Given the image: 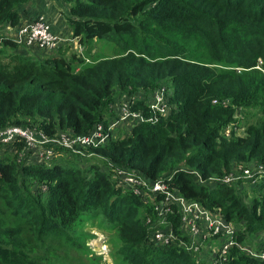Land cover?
I'll return each mask as SVG.
<instances>
[{"label":"trees","instance_id":"trees-1","mask_svg":"<svg viewBox=\"0 0 264 264\" xmlns=\"http://www.w3.org/2000/svg\"><path fill=\"white\" fill-rule=\"evenodd\" d=\"M31 1L0 0V32H5L0 35V129L31 128L49 138L85 135L111 117L115 90L131 88L152 93L167 88L170 111L155 125L130 127L132 134L138 129L133 138L86 149L94 153L90 158L52 146L55 154L48 162L26 156L18 162L23 143H0V264H52L57 244L80 248L74 235L87 219L114 227L121 252L136 264L152 256L153 264H194L178 256L174 241L154 238L164 221L173 226L181 219L179 207L156 210L147 197L151 192L135 196L121 188L116 167L133 169L146 182L162 180L177 195L209 209L224 197V219L230 224L237 215L238 221L245 219L250 233H261L264 251V175L252 179L262 197L250 208L240 205L229 184L207 187L196 178H223L234 162L264 165L260 122L248 127L245 138L220 136L235 108L264 107V78L255 69L256 62L264 68V0H58L80 45L105 41L128 52L90 65L77 56L38 55L37 60L15 52L13 31L33 19L20 18ZM186 37L204 58L180 49ZM75 63L82 65L78 71ZM220 64L235 70L211 67ZM145 104L138 100L134 110L149 117ZM151 195L156 204L164 200L162 193ZM234 249L222 264H262Z\"/></svg>","mask_w":264,"mask_h":264},{"label":"rangeland","instance_id":"rangeland-1","mask_svg":"<svg viewBox=\"0 0 264 264\" xmlns=\"http://www.w3.org/2000/svg\"><path fill=\"white\" fill-rule=\"evenodd\" d=\"M54 4L60 12L64 13L65 15L67 14V10L63 5L59 4L58 2H54ZM174 38H179V35L175 36ZM181 40H183L179 46L181 50L184 51L188 49V52L197 58L205 57V53L202 50L197 49V47H195V43L186 42L190 40L189 38ZM85 46L87 48H85ZM85 46L84 54L85 57L88 58V62L79 59L83 63V65H90L92 64V62L102 63L115 58H122L123 56H126L128 54L127 51H122L119 46L105 41L90 42L87 45L85 44ZM21 51L25 50L20 48H17V50H15L16 53H19ZM131 52L135 54L136 50L132 49ZM30 55L31 53H29L28 56ZM36 55H39V58L62 57L64 59H68L70 58V56L76 57L74 52L69 48H62L60 49V52H56L51 55ZM81 66V64L79 65L76 63L72 65L74 71H78ZM211 67L216 68L217 71L228 73L233 72L232 70H235L234 68L228 67V65L226 64L211 65ZM255 69L259 71L258 74L260 73L262 75L261 78H264V68H262V62H256ZM238 71H241V69H238ZM238 74L239 72H237V75ZM260 88H263V86H261ZM158 92L162 93L163 96L166 93H171V91L165 87H161L158 90L153 91V93L152 91L144 90L134 91L133 88L119 91L115 90V93L112 95V101L115 100V102L119 101L120 103L121 99L132 93L134 95H137L140 100H144L146 103V100L150 99ZM157 103L159 104V102ZM164 103L166 105L165 112L162 113L156 121L151 122L150 125L159 123L162 119H165L169 115V100H165ZM116 106L117 105L114 104V107ZM261 108L262 107L260 106H256L254 109L245 110L241 107L235 108L231 124L227 127L222 128L220 136L224 140L230 139L231 135L234 136V138H245L248 127L251 124L256 125L259 122L261 135H264V107L262 109ZM124 127L129 130L131 124H128ZM137 132L138 129L135 130L133 134L129 133V131L126 132L124 129H120L118 134H116L115 139L127 140L128 138H133L134 134ZM261 141H263L262 146H264V137H261ZM100 168L104 169L102 166H100ZM262 168H264L263 164H260V162L257 160H252L250 162H243L240 164L234 162L232 163L229 171H224L225 178L230 179V182L228 184L233 187L239 199L240 205L246 208H250V206L254 202H258L261 199L262 190L261 188H259V185L257 184L258 182L252 180L254 176L256 177V175H254L252 178H247L246 175H244V171L248 170L252 174H254ZM190 171L194 172L192 170ZM169 175L170 173L163 174V176ZM210 185H213V182L209 180L208 186ZM121 188L127 189L124 188V186H121ZM223 199L224 197L220 199L219 206L216 208L209 209L202 204L201 206L206 209L205 211L210 213L211 215L224 219V212L228 210V205L223 201ZM237 216L233 217L232 222L230 221L236 227V231L238 234L236 247L234 250L237 251V253L242 254L244 252H242L240 248L246 249L251 247L250 249H253V251L256 250L255 252H264L261 251L263 248L259 246V242H261L262 239L261 233L259 231L250 233L249 229L246 226V220L240 219L238 221ZM166 222L167 221H164L165 227L162 231H158L153 234L162 235V238L172 236V241H174L175 243L174 250L178 254V256L183 258L187 257L191 261H193L194 264H215L214 251L218 247V241L216 239H214L213 237H210L211 239H208L202 236L200 240L198 236H189L187 233L188 226L182 220V213L181 219L172 221L173 226L171 224H167ZM159 224L161 225V221ZM80 226L81 227L78 231L79 233L77 232V234L74 235V239L78 242L80 248L72 246L71 249H68L63 245L57 244L58 248L54 252L55 259L52 260V264H136L135 260H131L127 254L121 252L122 249L119 234L118 231L114 229V227H106L104 222H100V219L84 220L81 222ZM155 240L159 242L162 241V239L157 240L156 238ZM195 250L198 251L195 252ZM153 258L154 256L146 259L144 264H153ZM233 258H235V256ZM225 262H227V259Z\"/></svg>","mask_w":264,"mask_h":264},{"label":"built area","instance_id":"built-area-1","mask_svg":"<svg viewBox=\"0 0 264 264\" xmlns=\"http://www.w3.org/2000/svg\"><path fill=\"white\" fill-rule=\"evenodd\" d=\"M23 21L13 31L14 41L18 44L20 49L32 51L35 53H46L45 55H51L56 53L62 48L71 47L72 51L77 56H83L85 48L78 43V40L72 36V33L68 36H59L53 30L49 22L43 17L33 18ZM158 95V96H157ZM160 97V98H159ZM140 100L137 95H129L121 99L120 103L114 102L109 109L110 118L103 122L97 123L88 134L81 136H69L66 134H58L54 137H47L41 133L36 132L34 129L25 127H10L6 129H0V143L10 144L14 142L23 143L24 152L19 155L18 162L23 160L26 156L28 160L33 158L39 162H48L53 158V147L62 148L73 155L92 157L94 153H86V149H95L101 145H104L108 140L115 138L119 129L128 130L124 127L131 124L133 127L135 124H147L156 121L159 116L165 112L166 105L164 103L165 95L157 93L151 97L148 102L146 100V106L148 105L150 116L144 117L141 111H135V103ZM159 102V104L157 103ZM114 104L117 106L114 107ZM111 167V165H109ZM116 176L119 178V185L124 186L132 191L133 195L141 196L143 191H149L151 194L156 192L164 194V200L156 204L152 202V195L148 194L152 205L156 206L155 209H163L170 204H175L179 207L180 213H182V220L188 226L189 236H198L211 239L213 237L218 241V247L214 251L215 264H222L228 258V251L232 247H236V230L235 227L225 219L216 217L206 212L199 203L193 201H187L180 195H177L175 189H170L162 180L156 182H150L135 170L129 168L116 167L113 168ZM244 175L247 178H252L254 175L261 177L264 175V168L260 169L256 173L252 174L250 171H244ZM198 183L212 187L214 184H228L229 178H216L202 180L200 176H196ZM212 181L213 185L208 186V181ZM171 209V207H170ZM170 210H166L169 212ZM163 222H161V225ZM162 235H155L157 240L164 241L173 240L172 236L162 238ZM159 242V241H157ZM198 244V243H197ZM196 245V244H195ZM242 252L246 253L249 257L264 264V252H255L250 248H240ZM198 250H195L197 252ZM226 263V262H225Z\"/></svg>","mask_w":264,"mask_h":264},{"label":"crops","instance_id":"crops-1","mask_svg":"<svg viewBox=\"0 0 264 264\" xmlns=\"http://www.w3.org/2000/svg\"><path fill=\"white\" fill-rule=\"evenodd\" d=\"M54 2H58V0H32L26 8L21 10L22 17L20 18H35L37 16H43L50 23L52 30L56 34L59 36H68L72 31L65 24L62 14L59 9L55 7ZM4 34V31L0 32V35ZM29 53H31L30 56H28ZM18 54L38 60L37 55L34 52L21 51Z\"/></svg>","mask_w":264,"mask_h":264},{"label":"clouds","instance_id":"clouds-1","mask_svg":"<svg viewBox=\"0 0 264 264\" xmlns=\"http://www.w3.org/2000/svg\"><path fill=\"white\" fill-rule=\"evenodd\" d=\"M50 24V23H49ZM84 47V46H83ZM24 50V49H23ZM25 51H28V50H25ZM30 52H32V51H30ZM57 52H60V50L59 51H57ZM85 52V51H84ZM35 53V52H34ZM36 54V53H35ZM75 54V53H74ZM76 55V54H75ZM77 56V55H76ZM77 57H79V56H77ZM79 58H82V60H84L85 62H88V58H86L85 57V54H83V56L81 57H79ZM93 63V62H92Z\"/></svg>","mask_w":264,"mask_h":264}]
</instances>
